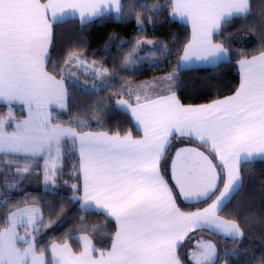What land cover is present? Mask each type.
<instances>
[{
  "label": "snow or ice",
  "instance_id": "obj_1",
  "mask_svg": "<svg viewBox=\"0 0 264 264\" xmlns=\"http://www.w3.org/2000/svg\"><path fill=\"white\" fill-rule=\"evenodd\" d=\"M171 3L173 16L191 23L192 39L176 70L162 78L167 81L163 91L168 95H154L147 85L138 90L122 85L134 103L123 99L116 103L131 115L137 130L143 131L141 138L134 139L131 132L77 131L52 124V113L47 111L51 104L65 108L68 95L64 80L45 70L53 23L76 12L82 22L111 10L122 17L121 0H0V101H22L29 110L28 119L16 123L13 132L4 130L14 119L11 111L7 120H0V154L44 159V182L55 187L59 161L71 141L78 151L77 178L82 177L83 195H77L81 185L72 184L70 199L79 201L84 211H97L116 225L108 250L97 248L88 236L74 237L82 242V251L74 253L67 243L53 244L52 264H181L177 249L196 229L207 228L233 239L243 235L238 223L222 218L219 212L241 186V165L264 157V51L238 61L241 80L231 96L185 106L172 88L178 84L179 70L194 61L218 64L230 60L229 49L213 42V36L220 35L232 19L249 15L250 0ZM142 7L147 10L146 5ZM137 25L143 30L139 18ZM142 44L160 46L156 41L137 40L122 66L143 59L139 56ZM168 51L164 45L161 54ZM80 56L73 53L64 63L75 60L93 69L100 78L94 88L111 85L108 69ZM175 134L210 145V155L191 148L177 150L171 161L174 184L170 187L161 174V163ZM30 167H17L16 172L28 174ZM177 197L188 204L211 203L184 212L177 206ZM7 199L5 193L0 204L6 205ZM6 220L8 226L0 230V264H46L44 252L35 251L37 240L32 232L26 229L22 236L17 231L19 225L38 230L42 222L39 210L26 205L10 212ZM81 227L89 228L86 224ZM200 248L191 257L195 264H215L216 246L207 242Z\"/></svg>",
  "mask_w": 264,
  "mask_h": 264
},
{
  "label": "trees",
  "instance_id": "obj_2",
  "mask_svg": "<svg viewBox=\"0 0 264 264\" xmlns=\"http://www.w3.org/2000/svg\"><path fill=\"white\" fill-rule=\"evenodd\" d=\"M142 1L151 4L147 7L153 14L145 24V33L137 29V15L133 11ZM121 3L122 17L107 13L83 22L78 17H69L53 23L46 62V68L52 75L61 77L66 58L71 53L84 52L94 59H102L112 79L107 87L89 90L66 84V107L58 110L59 114L57 111L55 120L72 124L78 131L138 134L130 114L115 103L116 98L126 94L122 85L165 75L174 66L176 69L178 57L190 38L188 25L173 17L171 0H121ZM214 39L229 49L230 60L210 67L179 70L178 84L172 90L184 104L207 103L236 91L239 84L238 61L264 49V0H250V14L232 19L220 35H214ZM137 40L159 44L161 41L169 51L151 61H134L127 67L122 66L124 57ZM152 48L154 46L142 44L139 56ZM8 156L0 154V199L8 193L7 204H0V228L8 222L6 217L12 209L27 199L38 204L44 218L50 221L48 227L38 229L36 234L37 250L44 252L47 264H52L47 247L49 243L66 241L78 252L81 246L74 237L80 233L89 234L99 249L110 247V237L116 230L113 220L97 214V211L86 212L79 201L70 199L73 190L70 183L60 180L55 187H45L42 166H31L30 172L24 175H18L14 167L8 172L4 165ZM62 167V174L80 185L77 151L66 153ZM241 176L239 190L219 214L238 223L243 235L233 239L214 233L213 237L220 251V261L226 264H264V159L243 163ZM8 180L9 185L15 184V187L5 184ZM84 224L89 228H82Z\"/></svg>",
  "mask_w": 264,
  "mask_h": 264
},
{
  "label": "rangeland",
  "instance_id": "obj_3",
  "mask_svg": "<svg viewBox=\"0 0 264 264\" xmlns=\"http://www.w3.org/2000/svg\"><path fill=\"white\" fill-rule=\"evenodd\" d=\"M142 5L149 6L151 4H148V3H145L144 1H142L140 3V6L135 8L133 11L137 15L136 18H139L141 21H143V25H142V29L143 30H141L138 25H137V29L142 31L143 33H145V24L149 20V17L153 18V14H152V10H150L148 7H147V10H145V8L142 7ZM136 22H137V19H136ZM145 40H147V39H145ZM164 45L165 44L160 41V46L159 47L152 48L146 54H144L143 56H140V57H143V59H139L138 58V59L135 60V62L151 61V59H153L154 57H158L159 55H161L162 47ZM130 51L131 50H129L127 52L126 56L129 54ZM74 53H80L81 54L80 59L83 60V61H86L89 64L95 62V66L96 67H104V68L107 69L106 65L103 63L102 59H100V58L99 59H94L90 55H86L84 52H74ZM72 54L73 53H71L70 55H72ZM68 57L66 58V60L68 59ZM135 62H133V63H135ZM175 67L176 66H174V68H172L165 75L162 74V75H158V76H153V77H151L149 79L147 78L146 81H144V79H139V80H135V81H129L126 86L131 87L132 89H134L135 87H140L141 88L142 86L147 85L148 88H150V90H152L151 92L162 91L164 89V87L166 86V84H167V81L163 80L162 78L166 77L167 75L171 74L174 70H176ZM108 75H109V77H111L109 71H108ZM61 79H63L66 84L70 83V84L79 85V86L84 87V88H86L88 90L89 89H97V88H99V87L94 88V85H98L99 84L100 78L94 76L93 69L87 68L85 65H81L75 60H73L70 64H65L64 65V71H63V75L61 76ZM158 80H159V82H157ZM128 96L129 95L126 93L125 95H122V96L116 98L115 103H116V101L121 100V99L126 100V98ZM51 105H55V107L53 108L55 110L52 112L53 113L52 114V119H51V123L52 124H60V125H62L64 127H72V128H75L76 130H78L72 124L62 123L60 121L55 120V116L54 115H56L57 111L61 110V108L57 104H51ZM51 107H50V110H51ZM50 110H48V108H47L48 112H50ZM9 111H11V114L14 117V119L9 121V123L6 125L4 130L6 132H13V131L16 130L15 129V124L16 123H19V122H21L23 120L28 119L29 110H28V106L25 103L12 102L11 104H9V103H7L5 101H0V112L3 113L2 115H0V120H7ZM58 114H59V111H58ZM73 151H74V149L71 146V141H69L65 145V148H64V151H63V154H62V158L59 161L60 168L58 169V172H57L56 185H57V181H60V180L62 182H64V183H70L71 185L75 184V182L72 183L71 180L69 181L67 179V177H66L67 175L62 174L63 171H64L63 167H62L63 166V158L66 156L67 152H71L72 153ZM6 161H11L13 163H6ZM4 163L3 164L6 167L5 169H7L8 172L12 171V167H14L15 171H16L17 167H23L25 165H31V166H34V167L42 166V169L44 171V168H43L44 159H42V158L26 159L25 157L20 156V155H10V156L6 157ZM66 174L72 175V173H68V171H66ZM5 176L7 177L6 174H5ZM9 182H10V180H8L5 184L9 185ZM47 185L53 187V185L51 183L44 184L45 187H47ZM50 189H52V188H50ZM71 194L73 195V190H72ZM26 205L30 206V207H35V208H37L39 210V213L42 216V222L39 223V227H38L39 230L43 229V228H46L45 225H47V227L50 225V221L44 218L40 206L38 204H36L35 202H33V201H29V200L26 199V200L23 201L22 204H20V205L16 206L15 208H13L12 211H15L17 208H22V207H24ZM7 226H8V222L4 226H2L0 228V230H3ZM26 229H28V231H31L33 236H35V237L37 236L36 234H37L38 230L32 231V229L29 228L27 225H19L18 228H17V231L19 232L20 235L23 236V235H25V230ZM35 251L37 252V254H39L41 252V251L37 250V246L35 248ZM44 256H45V254H44ZM45 260H46V256H45Z\"/></svg>",
  "mask_w": 264,
  "mask_h": 264
},
{
  "label": "crops",
  "instance_id": "obj_4",
  "mask_svg": "<svg viewBox=\"0 0 264 264\" xmlns=\"http://www.w3.org/2000/svg\"><path fill=\"white\" fill-rule=\"evenodd\" d=\"M42 2H44V0H42ZM107 13H113L115 16L116 13L114 10H111V11H108L106 12ZM173 15V14H172ZM69 17H78L80 18L79 16V12H76L75 14H72V15H67L65 16L63 19H66V18H69ZM175 19L183 22V23H186L188 25V27L190 28V38L188 40V42L192 39V25L189 21H187L186 19H181L179 18L178 16H173ZM93 18H96V17H93ZM91 18V19H93ZM61 19V20H63ZM81 19V18H80ZM91 19H85V20H91ZM49 20L51 21V15H49ZM59 21V20H58ZM188 42L186 43V45L188 44ZM213 42L215 43H221L219 41H216L214 39V36H213ZM185 45V46H186ZM184 46V48H185ZM225 47V46H224ZM49 48H50V45H49ZM183 48V49H184ZM49 51V50H48ZM264 51V49L262 50ZM260 53V52H259ZM259 53L257 54H254L252 56H255V55H259ZM183 55V50L181 52V54L179 55V57H181ZM248 57L249 59L252 57ZM178 57V59H179ZM46 62H47V59L45 61V70L51 74L47 68H46ZM222 62V61H221ZM220 63V62H219ZM218 63V64H219ZM214 65H217L216 63H211V62H204V61H194L193 64L189 67H210V66H214ZM187 67V68H189ZM238 71H239V84H240V80H241V70H240V67L238 65ZM52 75V74H51ZM54 76V75H53ZM57 78V77H56ZM58 80L61 79V77L57 78ZM147 79V78H146ZM146 79H144V81H146ZM149 79V78H148ZM153 79V78H152ZM238 84V86H239ZM64 87L66 89V83L64 82ZM238 88V87H237ZM140 89V87H135L133 90H138ZM148 91L152 94H159V95H168L169 93L168 92H165V91H154V92H151L152 90H150V88H148ZM173 91V90H172ZM174 92V91H173ZM176 94V93H175ZM234 93L230 94V95H227V96H231L233 95ZM177 95V94H176ZM227 96H224V97H227ZM178 97V96H177ZM224 97L222 98H219V99H223ZM179 98V97H178ZM124 100V99H123ZM126 100H129V102H133V99L130 98L129 96L126 98ZM218 100V99H216ZM214 101V100H213ZM15 103L19 102V103H23L22 101H14ZM212 101L210 102H207V103H198V104H184L185 106H199V105H204V104H208V103H211ZM52 106V107H51ZM50 107H51V110H50ZM55 107V105H49L47 106L48 110H50V112L52 113L53 112V108ZM53 114V113H52ZM131 116V115H130ZM132 118V117H131ZM133 120V118H132ZM134 122V120H133ZM135 124V122H134ZM92 132H99V131H92ZM123 135V134H121ZM133 138L134 139H139L143 136V131L142 130H139V133L138 134H132ZM170 140H171V144L170 146L168 147V150H167V153L165 155V159L162 161L161 163V174L164 176L165 180L168 182L169 186L171 187L173 184H174V180L172 178V171H171V161L172 159L175 158V153L177 150L179 149H185V148H191V149H196L200 152H204L205 155H210V152H209V149H210V145H207V144H201L198 140L194 139V138H190L188 136H180L179 134H175L174 136L170 137ZM77 154H78V151H77ZM187 155V154H186ZM211 158V156H210ZM255 159H264V157H256ZM78 160H79V157H78ZM214 162H217L214 160ZM80 185H81V190H80V194L79 196H82L83 195V189H82V177H80ZM220 187L222 188L223 187V184L221 183ZM174 192H175V189H174ZM219 193L217 192V195ZM214 199V198H213ZM176 203H177V206L181 209V211H184V212H190V211H195L197 210L198 208H203V207H206L207 206V203H211V200L207 201V203H201V204H188V203H185L182 201V198L181 197H177V200H176ZM220 215V214H219ZM222 218L224 219H228V218H225L223 217L222 215H220ZM231 220V219H229ZM217 234L216 232L210 230V229H207V228H199V229H196L192 232H190L185 238L184 240L181 242V244L179 245L178 249H177V254H178V257L181 261V264H195V261L193 259H191L192 257V254L194 252H198L200 250H202L200 248L201 245L207 243V242H211L212 244H214L217 248V252H218V259L215 261V264H226L225 262H220L219 261V257H220V254H219V248H218V245L216 243V240L215 238L213 237L214 235L213 234ZM81 236H88L89 239H91V237L89 236V234L87 233H80L78 234V237H81ZM92 240V239H91ZM93 242V241H92ZM64 243H67L70 245L72 251L74 253H79L80 251H82V248H83V244L82 242H79L80 243V246H81V250L76 252L72 245L68 242H57V241H53L51 243L48 244V251H49V254L52 258V253L50 251V248H51V245L53 244H59V245H63ZM94 243V242H93ZM109 249V248H108ZM106 249V250H108ZM105 250V251H106ZM40 251V250H39ZM53 259V258H52ZM47 264V263H46Z\"/></svg>",
  "mask_w": 264,
  "mask_h": 264
}]
</instances>
